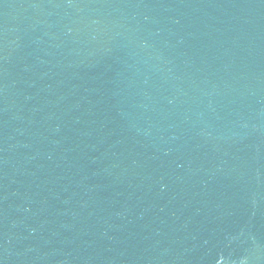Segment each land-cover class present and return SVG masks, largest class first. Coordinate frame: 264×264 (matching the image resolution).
<instances>
[{"label":"water","instance_id":"water-1","mask_svg":"<svg viewBox=\"0 0 264 264\" xmlns=\"http://www.w3.org/2000/svg\"><path fill=\"white\" fill-rule=\"evenodd\" d=\"M0 264H264V0H0Z\"/></svg>","mask_w":264,"mask_h":264}]
</instances>
